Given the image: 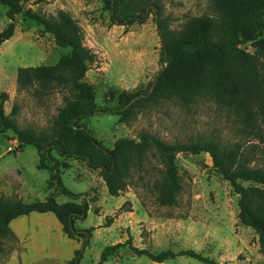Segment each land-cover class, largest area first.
Instances as JSON below:
<instances>
[{
    "label": "rangeland",
    "instance_id": "obj_1",
    "mask_svg": "<svg viewBox=\"0 0 264 264\" xmlns=\"http://www.w3.org/2000/svg\"><path fill=\"white\" fill-rule=\"evenodd\" d=\"M32 1L28 7L36 12L57 16L60 10H64L80 24L86 46L97 56L86 82L94 87L100 109L118 107L124 92L145 95L144 91L163 67L155 9L149 11L146 23L119 27L112 22L101 0H45L37 6ZM155 1L162 5V13L170 18L173 30L180 29L191 18L214 15L211 0ZM131 14L130 4H124L118 18L123 21ZM8 24L6 9L0 5V31ZM14 32V37L0 47V93L9 95L6 113L10 115L13 108L16 109L12 119L22 130L51 132L65 104L63 93L36 92L35 87L20 89L17 85L18 71L21 68L56 66L59 58L68 54L70 49L57 47L52 35L44 34L38 23L23 16L18 17ZM260 39L264 40V34ZM134 45H138V49L133 52ZM242 48L254 52L251 44ZM140 68L143 72L134 73L136 79L123 78ZM119 120L114 114L101 112L82 123L107 149H113L115 142L122 138L138 140L142 131L172 144L210 141L227 149L241 145L248 150L250 144L256 143L246 138L232 110L210 98L199 99L185 107L175 100L147 104L129 124H119ZM15 140L17 138L12 132L0 136V156L12 164L19 162L24 178L22 189L32 194L30 198L44 202L52 196L60 205L80 203L88 196L91 212L86 221L77 223V227L83 231L97 229L81 264H99L106 246L123 244L128 240L132 241L133 247L151 254L166 250L179 254L191 250L219 264H264V258L257 249L256 234L251 228L240 225L237 219L238 196L204 153L177 155L183 192L178 206L162 207L156 202L153 184L161 179L163 168L155 158L149 159L144 170L134 173L128 189L120 199H116L108 195L100 170H90L84 161L66 160L52 152L53 158L64 163L60 168L64 187L74 195H83V198L75 200L58 195L59 190L55 186L51 190L47 188L50 174L37 168L39 157L34 147L9 153L8 149L14 148L11 141ZM257 162L264 164L261 159ZM94 197L97 202L93 201ZM96 209L99 210L97 215ZM109 219H112V224L106 227ZM105 264L157 263L122 249L119 257H112ZM163 264L206 263L185 256L169 259Z\"/></svg>",
    "mask_w": 264,
    "mask_h": 264
},
{
    "label": "trees",
    "instance_id": "obj_2",
    "mask_svg": "<svg viewBox=\"0 0 264 264\" xmlns=\"http://www.w3.org/2000/svg\"><path fill=\"white\" fill-rule=\"evenodd\" d=\"M111 20L119 27L144 24L150 10L156 11V30L162 44L163 67L154 82L144 91L133 94L122 93L119 106L100 109L96 103L94 87L86 82L96 54L85 44L80 24L70 13L60 10L57 16H46L28 5L32 0H0L6 9L10 24L0 31V47L15 35L18 17L23 16L39 24L44 34L55 39L57 47L68 48L70 52L59 58L57 65L19 69L18 88L26 90L35 87L36 92H62L64 106L51 132L37 133L22 130L6 113L5 105L9 95L0 93V136L13 133L23 148L34 147L39 157L38 169L50 174L47 188L54 186L58 195L70 196L75 200L83 195H74L64 187L61 178L62 163L58 157L84 161L91 170H100L108 194L120 198L131 182L135 172L144 170L150 158L162 166V177L153 184L156 202L162 207L178 206L183 192L182 178L177 165V155L188 153L196 156L206 154L213 168L230 183L238 196L240 225L257 235L258 251L264 254V0H211L213 16L203 15L189 19L178 30L171 29V20L164 17L163 7L155 0H101ZM34 0V5L45 3ZM124 4H130L132 14L119 20V11ZM251 44L254 52L243 50ZM154 89H151L154 86ZM202 98L232 110L250 141L246 150L241 145L227 149L210 141H192L172 144L156 135L142 131L138 140L122 138L113 149H107L82 123L84 119L101 112L116 115L119 124H129L145 105L175 100L182 106H190ZM260 153L256 155L257 153ZM251 185L243 187V184ZM80 203L57 204L54 197L46 201L24 203L20 198H8L0 193V254L7 256L16 247L18 240L10 224L18 217L32 212L49 213L63 226V232L74 240L82 241L80 249L68 264H81L85 250L90 244L96 228L83 231L76 227L77 221H86L90 205L87 200ZM97 202L96 197L93 198ZM98 214L99 210H95ZM109 219L106 227H110ZM9 242L8 248L7 244ZM127 249L138 257L145 256L152 263L163 264L169 259L191 257L206 264H219L203 255L185 250L176 254L166 250L151 254L132 246V241L106 246L99 264L110 258L119 257Z\"/></svg>",
    "mask_w": 264,
    "mask_h": 264
},
{
    "label": "crops",
    "instance_id": "obj_3",
    "mask_svg": "<svg viewBox=\"0 0 264 264\" xmlns=\"http://www.w3.org/2000/svg\"><path fill=\"white\" fill-rule=\"evenodd\" d=\"M134 46L133 52L138 49V45ZM137 70L131 73L130 76H124L123 78L136 79L134 73L143 72L142 68ZM11 143L15 144L13 147H17L18 150L25 149L19 144L18 140L11 141ZM23 186L24 178L19 162L16 161L15 164H12L10 161L3 160L0 156V193L8 198L18 197L27 204L39 201L30 198L32 194L26 193L22 189ZM79 222H76V227ZM10 228L18 243L16 247L12 248L9 255L0 254V264H68L75 257L76 250L80 249L82 244V241L70 239L63 232L62 224L56 220L51 212H32L26 217H18L11 222ZM261 257L264 258V254H261Z\"/></svg>",
    "mask_w": 264,
    "mask_h": 264
},
{
    "label": "built area",
    "instance_id": "obj_4",
    "mask_svg": "<svg viewBox=\"0 0 264 264\" xmlns=\"http://www.w3.org/2000/svg\"><path fill=\"white\" fill-rule=\"evenodd\" d=\"M15 145V144H14ZM17 149V147H14V148H9L8 151L9 152H12L13 150Z\"/></svg>",
    "mask_w": 264,
    "mask_h": 264
},
{
    "label": "water",
    "instance_id": "obj_5",
    "mask_svg": "<svg viewBox=\"0 0 264 264\" xmlns=\"http://www.w3.org/2000/svg\"><path fill=\"white\" fill-rule=\"evenodd\" d=\"M155 84H156V82L154 83V86H153V88L151 89V91L154 89V87H155Z\"/></svg>",
    "mask_w": 264,
    "mask_h": 264
}]
</instances>
